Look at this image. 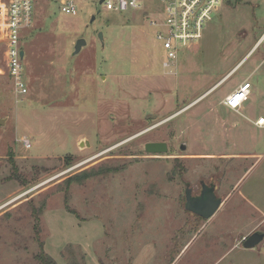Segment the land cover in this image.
<instances>
[{
    "label": "rangeland",
    "instance_id": "obj_1",
    "mask_svg": "<svg viewBox=\"0 0 264 264\" xmlns=\"http://www.w3.org/2000/svg\"><path fill=\"white\" fill-rule=\"evenodd\" d=\"M79 8L73 17L38 2L23 32L26 96L9 78L0 15V264H42L43 244L57 264H132L147 247L150 264H186L188 242L208 231L185 208L187 183L200 194L202 181L216 185L222 220L236 223L223 230L236 250L223 248L222 264H264V242L243 246L264 233V131L246 123L252 99L240 111L225 105L229 89L252 83L251 113L264 114V42L242 62L264 36V0L221 3L170 69L150 25L159 0L144 2L148 16L97 1ZM150 142L168 153H147Z\"/></svg>",
    "mask_w": 264,
    "mask_h": 264
},
{
    "label": "built area",
    "instance_id": "obj_2",
    "mask_svg": "<svg viewBox=\"0 0 264 264\" xmlns=\"http://www.w3.org/2000/svg\"><path fill=\"white\" fill-rule=\"evenodd\" d=\"M40 0H0V15L3 17L2 31L5 44V58L9 78L18 95L29 93L25 74L23 32L34 27L37 4ZM56 2L59 10L69 16H78L79 3L97 1L103 10L123 14L130 11H149L143 8L147 0H50ZM162 9L159 16L151 18L150 25L157 27L156 41L166 51L164 66L170 69L176 65L183 47L192 46L203 38L204 25L212 19L219 5L227 0H159ZM237 1V0H234ZM251 83L241 86L229 95L225 104L233 110H239L251 96ZM257 125L264 126V119ZM27 149L32 148L30 140L23 141Z\"/></svg>",
    "mask_w": 264,
    "mask_h": 264
},
{
    "label": "crops",
    "instance_id": "obj_3",
    "mask_svg": "<svg viewBox=\"0 0 264 264\" xmlns=\"http://www.w3.org/2000/svg\"><path fill=\"white\" fill-rule=\"evenodd\" d=\"M262 42H264L263 41V38L259 41V43L254 48H252V50H250V52H248V54L246 55V57L244 58V60H242V62L245 63L251 56H253L255 54V52L258 50L259 44H261ZM240 64H239V66H237L234 69H232L225 76V79L229 78L231 76V74H233L234 71L240 67ZM256 68L258 70V66ZM238 85H239L238 87L235 86V87H233V88H231V89L228 90V92L225 94V100H226V98L229 95L233 94L236 90H238L241 87V84H238ZM251 87L253 88L252 83H251ZM252 88H251V96L249 98L250 100L252 99V101H253L252 102V106H251L252 108L246 113V115H248V116H246V117H248V121L247 122L245 121V122L247 124H249L250 126L254 127V128H257L259 130L264 131V126L262 127V126L257 125V121L259 119H262V118L264 119V114H260L258 116V115H253L251 113V110H254L253 104L256 102L255 97L254 98L252 97L253 96ZM261 97H263V96H261ZM263 99H264V97H263ZM261 101H263V100H260V102ZM248 103H249V100L241 107V109H243V107H245ZM227 108H229L230 110H233V109H231L228 106H227ZM241 109H239L238 111H240ZM233 111H237V110H233ZM259 156L261 157V159H258V161L259 160H262V158H263V155H259ZM252 157H254V156H252ZM242 195L244 196V198L246 200H248V202H251V200L248 199L245 194L242 193ZM257 210H259V209L257 208ZM256 212L257 213L260 212L262 214L261 216H264V212L263 211H260L259 210V211H256ZM63 215H65L66 218L71 219L72 221H77L72 216L73 214L70 215V214L64 212ZM197 217H199V216H197ZM233 219L230 220V218H225V219L222 220V213H221V211L218 210L217 213L208 221L207 225L205 226V228L208 229V231H206L205 235L202 236V237L195 235L188 242V245L190 246V248H194L195 251L192 253L193 256H191V257L188 258V261L186 262V264H222L223 263L222 260H224L226 258L225 252H227V251H225V250H227V249H225V248L228 247V249H229L228 251H232L234 249L236 250V248H235V246L233 244H232L233 246L232 245L229 246L228 245V242L229 241H226L227 239L228 240H231L232 238L229 237V238H226L225 239L224 238V235H223L224 228H227L228 225L229 226H232V227H233V225H236V223L232 224V222L235 220V219L234 220ZM225 230H228V229H225ZM100 236H102V237L104 236L103 235V232L100 233ZM75 240H76V242H79L78 239H75ZM197 246H198V248H197ZM223 248L225 250L223 251L222 254H220V252H221V250ZM148 250L152 252V257L151 258L147 255V251ZM247 250L254 251V249H247ZM154 254H155V250L152 249V247H147L145 250H143V251L140 252V254L138 255V257L135 258V260H134V262L132 264H150V262H152V259L154 258ZM96 260H97V264H100V261H98V259H96ZM179 264H180V262H179Z\"/></svg>",
    "mask_w": 264,
    "mask_h": 264
},
{
    "label": "water",
    "instance_id": "obj_4",
    "mask_svg": "<svg viewBox=\"0 0 264 264\" xmlns=\"http://www.w3.org/2000/svg\"><path fill=\"white\" fill-rule=\"evenodd\" d=\"M101 14V11H98L97 15ZM97 15H94L91 19L93 23ZM100 40L103 42L104 34L103 32L99 33ZM87 46V40L81 38L77 41L75 46L74 55H78L83 47ZM21 57L25 58V51L21 52ZM4 120H0V124H3ZM185 149V147H183ZM145 150L149 154H166L169 151L168 143L166 142H150L145 146ZM223 203V199L217 195V188L215 184L208 185L203 182L202 192L198 196L193 195V189L191 188L190 183H187L186 190V205L185 208L187 211L201 217L205 220H210L220 209ZM264 241V233L256 232L245 239L244 248L245 249H255Z\"/></svg>",
    "mask_w": 264,
    "mask_h": 264
},
{
    "label": "trees",
    "instance_id": "obj_5",
    "mask_svg": "<svg viewBox=\"0 0 264 264\" xmlns=\"http://www.w3.org/2000/svg\"><path fill=\"white\" fill-rule=\"evenodd\" d=\"M116 169H113L112 167L109 168H105L102 171H98L97 174L96 173H91V172H83L81 173V175L79 177L82 178V180H78L79 182H84L85 180H87L90 177H97L100 175H103L105 172L106 173H111L113 171H115ZM78 178V177H77ZM75 180V179H74ZM69 182H74L72 179ZM46 205L44 204L43 207H45ZM69 212L76 214L75 212H73L72 210H70L68 208ZM33 215L35 216V218L39 221L40 220V216L38 215V211H36L35 208H33ZM43 216V215H42ZM36 259L42 263V264H57L56 261L54 259H52L46 252H45V244H43L41 246V252L39 254L36 255Z\"/></svg>",
    "mask_w": 264,
    "mask_h": 264
},
{
    "label": "flooded vegetation",
    "instance_id": "obj_6",
    "mask_svg": "<svg viewBox=\"0 0 264 264\" xmlns=\"http://www.w3.org/2000/svg\"><path fill=\"white\" fill-rule=\"evenodd\" d=\"M202 184H203V181L201 182V191H200V194H201V192H202ZM212 183H210V184H208V185H211ZM200 194H194V191H193V195L194 196H198V195H200Z\"/></svg>",
    "mask_w": 264,
    "mask_h": 264
},
{
    "label": "bare ground",
    "instance_id": "obj_7",
    "mask_svg": "<svg viewBox=\"0 0 264 264\" xmlns=\"http://www.w3.org/2000/svg\"><path fill=\"white\" fill-rule=\"evenodd\" d=\"M263 41H264V37H263ZM247 84V83H246ZM243 86V85H242Z\"/></svg>",
    "mask_w": 264,
    "mask_h": 264
}]
</instances>
